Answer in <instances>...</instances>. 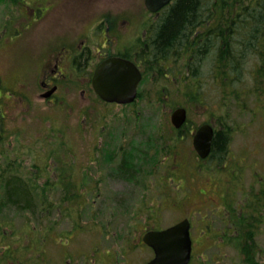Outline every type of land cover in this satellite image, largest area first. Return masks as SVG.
<instances>
[{
  "label": "rangeland",
  "instance_id": "rangeland-1",
  "mask_svg": "<svg viewBox=\"0 0 264 264\" xmlns=\"http://www.w3.org/2000/svg\"><path fill=\"white\" fill-rule=\"evenodd\" d=\"M219 1L220 4L227 5V0ZM17 11L13 3L0 4V35L3 34L0 36V44L5 42L4 36L15 31V23L21 20ZM260 32L257 30L255 38L247 44L254 54L251 60H247L245 64L241 60L244 68L240 69L241 76H237V83L235 82L238 92H233L225 99L216 85L211 87L209 81H204L212 79V64L203 68L194 67L196 72L201 73L194 77L190 75L194 71L193 65L190 66L186 74H183L185 81L173 77L166 91L142 92L137 107H109L99 103L83 114H69L70 120L55 118V111L41 105L37 100L38 94L33 89L27 90L31 103L26 101L24 104L19 100L22 88L15 87L18 92L3 89L0 93V116L3 117L0 136H4L0 139V179L4 176L26 179L30 169L39 178L32 184L35 188L31 187L35 196L31 210H22L11 204L0 214V264H143L153 256L151 248L140 241L145 230L143 228L167 226L183 214L189 215L193 223L197 224L198 219L205 218L206 212L216 219L213 224L220 226L221 219L215 216L220 211L219 207L205 211L204 204L207 202L210 205L209 200L205 198V201L200 202L198 196V190L203 185L207 188L212 185L209 186L202 178L181 176V171L177 176L173 168H168L173 164L170 157L162 166L164 171H169L166 177L161 175L158 168L162 154H156V149L161 151L164 144L163 139L158 136L170 133L166 119L171 110L179 105L188 108L186 128L189 132L207 116L222 118L219 127L226 128L229 134L227 151L221 158L212 155L213 158L208 161H231L239 172L245 174L240 183L241 200L246 199L244 195L249 194L248 191L251 198L259 193L262 186L260 181L264 179V85L259 86L255 82L258 79L252 76L251 71L257 59L254 50L256 53L259 51L253 48L261 38ZM26 58L28 63L29 59L27 56ZM25 62L24 57L18 58L7 53L6 49L0 50V72L6 85L15 82V76L24 70ZM144 96L147 97L146 103L142 101ZM82 119L85 128L78 124ZM57 120H62L60 123L66 126L63 135L68 139L69 154H66L75 166L65 162L62 150L57 152V155L62 156L61 162L58 157L57 163L48 159L44 151V155L22 152L27 142L41 138V132L47 130V126L60 124ZM53 136L55 140L57 135ZM108 138L111 139L109 149L120 148L133 159L136 166L133 168L134 176L116 179L115 164H111L108 166L110 178H104L99 187L68 188L65 192L54 185L58 180L57 176L65 175L62 172L68 167H73L74 174L83 165H87V168L98 165L106 172L104 163L101 162L106 147H98V157L88 156L91 152L87 150L97 141ZM45 139L44 148L55 145L52 137L45 136ZM82 142L85 145H81ZM181 145V154L186 157L187 149H191L190 136ZM154 152L155 158L147 157L146 154L153 155ZM32 156H37L41 162L39 168L46 170L41 175L35 169ZM90 159L93 163L86 162ZM225 167L211 164V172H221L222 169L228 171L229 168ZM15 168L18 170H14ZM127 168V171H131V164ZM121 171L127 173L125 167ZM160 175L163 184L160 183ZM259 175L263 177L259 178ZM178 177H181V183ZM144 178L148 184L144 183ZM214 178L216 181V177ZM45 180L50 182L42 184ZM247 181L255 183L248 191ZM212 189L210 188V193H213ZM180 193L185 194L180 196ZM210 196L213 197V194ZM175 199H180V203H174ZM234 202L233 200L231 203ZM198 206H203L200 208L203 210L200 211ZM220 215L224 217L223 214ZM49 228L52 230L45 239V231ZM193 237L195 246L191 264H239L238 254L234 249L238 241L224 239L222 236L199 237L197 232L193 233ZM246 240L254 245L258 244L263 250L264 222L257 227V234ZM209 244L213 246L207 248L206 245Z\"/></svg>",
  "mask_w": 264,
  "mask_h": 264
},
{
  "label": "flooded vegetation",
  "instance_id": "flooded-vegetation-1",
  "mask_svg": "<svg viewBox=\"0 0 264 264\" xmlns=\"http://www.w3.org/2000/svg\"><path fill=\"white\" fill-rule=\"evenodd\" d=\"M173 2L174 0H170L166 5L157 9L149 8L146 0H17L13 2V6L18 9L17 14L21 15L20 17L22 18L15 23V31L8 36H4L5 42L0 44V50L6 49L7 53L15 57H24L26 66L22 72H18L15 76V82L12 85L5 84L4 76L0 72V93L3 92V89L18 92L17 88H22L19 100L24 104L26 101L31 103L27 90L33 89L38 94L37 100L41 105L44 107L48 106L54 110L55 118L66 120H70L69 114H83L99 105V103L109 107L121 106L129 109L130 106L131 108L137 107L139 105L138 100L142 98V92L146 94V92L158 93L166 91L173 77L185 81L183 74H186V71L190 68L189 45L199 44L206 31L217 32L219 30L222 15L217 14V16L208 18L207 21L202 20L199 22V25L194 28L188 37V45L180 53H172L171 56L165 58L154 57L149 49L152 36L155 33L158 21ZM218 5L220 6V4ZM231 9H233V12L230 15V19L236 14V10L233 7L227 8V12ZM224 17L226 16L224 15ZM10 24L12 25L11 22ZM194 49L196 50V47ZM25 55L29 59L28 63ZM112 58H120L132 62L139 71L140 79L137 85L136 97L130 103L105 101L95 90L94 76L97 68L104 61ZM219 74V69L213 65L212 76L214 85L219 82ZM146 99L147 97L144 96L143 103H146ZM180 106L185 107V105ZM185 108L187 111L186 121L179 127H175L171 116H169L166 120L169 124L170 133L159 134L158 136L164 142L161 151L156 149V154L159 152L162 154V161L158 168L162 172L161 175L163 174L166 177L169 171H164L162 166L163 162H166L170 157L173 164H170L168 168H173L177 176L181 171V176L202 178L209 186L212 185L209 188L203 185L198 190V196L200 197V202L205 201V198L209 200L210 205H207V202L204 204L205 211L210 208L215 210L216 206H218L220 211L215 216L221 219V225L216 227L213 224L216 219L209 216V212H206L205 218L198 219L196 221L197 224L193 223L189 215L183 214L181 218L167 225H173L184 218L189 220L192 251L188 264H191L195 246L194 232H197L199 237L203 235L210 238L222 236L224 239L231 238L234 241H237L236 237H238L239 232L245 233V237H247L249 232V237L257 234V227L264 222V179L260 181L262 186L259 193H255L252 198L249 197L245 207L241 206L246 203L244 202L245 200L243 201L240 198L242 195L240 183L245 174L239 172L231 161L228 162L226 160L223 163H217L213 160L208 161L209 158H213L211 157L213 155L211 149L215 134L219 130H227L219 127V123H222V118L219 116H207L200 122L199 125L208 123L213 129L210 152L206 157H200L193 144L194 133L199 125L193 127L189 132L186 128L189 118L188 108ZM64 111L66 112V118ZM57 121L60 123L62 120ZM78 124L85 128L84 119ZM60 125H63V123H60ZM92 134L94 135V133ZM100 136H103V134ZM189 136L191 149H187L188 154L184 157L181 154V144ZM110 140L108 138L104 141H97L91 149L88 147L89 150H87L91 152L88 156L98 157L100 152L98 147H106L101 158L106 172L98 165L95 168H87V165H83L74 174V170L68 167L62 172L65 175L57 176L58 180L55 184L62 186L63 182L67 181L73 183V186L76 187L75 181L77 180V188L99 187L104 178L107 180L110 178L108 166L110 167L111 164H115L116 179L127 178L128 174L121 171L123 168L122 163L128 160L126 158L127 154L120 148L109 149ZM85 142H82L81 145H85ZM172 150L175 151L172 152ZM62 151H64L62 156H67V152L69 154V150ZM62 156H59V160H61ZM214 156L221 158L216 154ZM71 161L72 159L65 158L66 163ZM86 162L93 163V160L90 159ZM126 164L128 166L131 163L127 162ZM211 164L224 165L229 170L222 169L221 172L213 173L211 172ZM125 168L127 171L128 168L126 166ZM131 176L134 175L132 174ZM214 177H216V181ZM260 177L262 178L263 175H259ZM178 178L181 183V177ZM235 181L236 183H234ZM162 182L160 178V183L163 184ZM144 183L148 184L145 178ZM160 183L158 184L159 186H161ZM254 184L251 181H247V191L251 190ZM146 188L150 189L148 186ZM210 188H213L211 190L213 193H210ZM248 192L250 194V191ZM184 194L180 193V196ZM210 194H213V197ZM179 197L175 196V198ZM187 197L189 198V196ZM233 200L235 202L231 203ZM238 200L240 202H237ZM184 202H186V198ZM174 203H180V199H175ZM202 207L198 206L200 211L203 210L200 209ZM233 213H236V216ZM220 214H223L224 217ZM237 217H245L249 224L243 228L239 227L236 224L238 221ZM199 225L200 228H198ZM167 226L143 228V230L145 229L143 234L150 229H162ZM228 232L231 234H228ZM143 234L140 238L141 242H143ZM212 246L213 244L206 245L207 248ZM217 247L219 248V245ZM234 249L237 251L239 264H250L245 260L247 251H243L250 249L253 250H251L253 253L254 251L256 252L253 255L254 259L258 263L264 264V249L262 250L258 244L254 245L252 242L245 247L236 244ZM200 255L202 258L204 257L202 254Z\"/></svg>",
  "mask_w": 264,
  "mask_h": 264
},
{
  "label": "trees",
  "instance_id": "trees-1",
  "mask_svg": "<svg viewBox=\"0 0 264 264\" xmlns=\"http://www.w3.org/2000/svg\"><path fill=\"white\" fill-rule=\"evenodd\" d=\"M17 0H0V4L16 2ZM221 2H224L221 0ZM227 5L225 3L220 4V1L216 0H174L172 5L165 10L164 14L158 21V25L155 28V33L152 36V41L150 42L149 49L151 54L156 58H165L171 56L172 53H180L188 45V37L194 30V28L199 25V22L204 20L207 21L208 18L214 17L217 14L222 15V20L220 22L219 30L217 32L206 31V34L202 36V41L196 45H189L188 52L190 53L189 65L194 67L210 66V64L215 65V68L219 69V82L216 87L219 91L223 92L224 99L231 96L232 93L238 92L236 87V77L241 76L244 68V64L247 60H251V56L254 55L253 51L249 49L248 43L255 38L256 31L260 30L261 38L257 40V46L254 44L255 48L258 49L257 59L255 65L252 68V76H256L258 80H255L259 86L264 85V0H227ZM220 4V6L218 5ZM221 7V8H220ZM233 7L236 10L235 16L230 19V15L233 9L227 12V8ZM224 15L226 17H224ZM231 22V23H230ZM230 23V25H229ZM263 35V36H262ZM258 36V35H257ZM196 47L194 51L193 48ZM259 56V57H258ZM244 60V64L242 61ZM241 69V70H240ZM194 71L195 68H194ZM191 73V76L201 75L200 72ZM184 78H186L184 76ZM210 78V77H209ZM213 76L209 81V86L213 87ZM240 81V80H239ZM236 82V83H235ZM235 83V84H234ZM196 85H199L198 83ZM3 123V117L0 116V126ZM47 130L41 132V138H37L38 141L27 142L26 147L22 152H28L30 154H43L46 153L48 159H52L53 163L58 162L57 152L59 150L68 151V139L63 136L66 130L65 124H53L47 126ZM1 128V127H0ZM3 128V127H2ZM50 128V129H49ZM56 131H59L57 134ZM57 137L54 140V136ZM228 132L225 130H219L212 142L211 152L213 155L222 157L227 148V142L229 139ZM46 137H52L55 141V145L50 148H44L43 143L46 142ZM4 136H0L3 139ZM157 152V151H156ZM127 154V152H126ZM44 155V154H43ZM147 157L151 159L155 158V153L153 155L146 154ZM45 157V156H44ZM69 158V156H65ZM34 160L35 169L41 175L45 169H40L41 162L37 159V156H32ZM128 160L122 163V167H127V162L131 163L132 168H135L133 159L129 158V154L126 155ZM61 162V160H60ZM72 162V161H71ZM69 162V165L75 166V164ZM73 168V167H72ZM13 171L11 169H8ZM14 170H18L15 168ZM127 176L133 174L132 171H126ZM35 174V175H34ZM2 173L0 172V176ZM4 175V174H3ZM39 176L33 169L29 170L26 179H21L16 176L6 177L4 176L0 179V214L4 211L5 207L8 205H13L21 208L22 210L30 209L33 207L35 196L32 194L31 187L32 184L37 182ZM50 181L43 182L48 183ZM29 183L31 185H29ZM67 191L68 188H77V180L75 181L74 187L73 183L64 181L62 186H57ZM41 188H46L42 187ZM245 201L241 206L245 207L249 200V195L245 194ZM74 198V197H72ZM71 198V199H72ZM69 200V202L71 201ZM236 216V213H233ZM238 218L237 225L239 227H244L248 225L245 217ZM3 228V227H2ZM52 229H46L45 239ZM249 234L245 237V233L239 232L237 241L238 246L245 247L250 245V242H246L247 238L251 239L253 236ZM66 240H64V243ZM250 250L245 253V260L250 264H260L254 259V253ZM243 253V252H242Z\"/></svg>",
  "mask_w": 264,
  "mask_h": 264
},
{
  "label": "water",
  "instance_id": "water-1",
  "mask_svg": "<svg viewBox=\"0 0 264 264\" xmlns=\"http://www.w3.org/2000/svg\"><path fill=\"white\" fill-rule=\"evenodd\" d=\"M170 0H146L151 9L166 5ZM140 79L139 71L124 59H108L98 68L94 76L97 94L106 101L127 103L134 99ZM172 122L179 127L186 119V110L176 108L171 114ZM213 129L202 124L195 132L193 144L201 157L210 152ZM144 242L154 250V256L145 264H187L191 256L189 222H180L162 229L150 230L143 236Z\"/></svg>",
  "mask_w": 264,
  "mask_h": 264
},
{
  "label": "bare ground",
  "instance_id": "bare-ground-1",
  "mask_svg": "<svg viewBox=\"0 0 264 264\" xmlns=\"http://www.w3.org/2000/svg\"><path fill=\"white\" fill-rule=\"evenodd\" d=\"M210 83V82H209Z\"/></svg>",
  "mask_w": 264,
  "mask_h": 264
}]
</instances>
